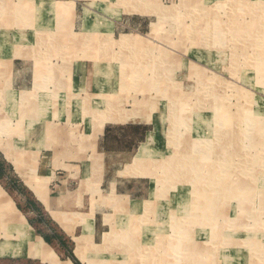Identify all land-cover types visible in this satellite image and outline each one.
Wrapping results in <instances>:
<instances>
[{
    "label": "rangeland",
    "instance_id": "1",
    "mask_svg": "<svg viewBox=\"0 0 264 264\" xmlns=\"http://www.w3.org/2000/svg\"><path fill=\"white\" fill-rule=\"evenodd\" d=\"M12 3L0 264H264V0ZM68 159L79 204L61 207L98 208L95 237L93 211L67 234L25 201L39 167Z\"/></svg>",
    "mask_w": 264,
    "mask_h": 264
},
{
    "label": "crops",
    "instance_id": "2",
    "mask_svg": "<svg viewBox=\"0 0 264 264\" xmlns=\"http://www.w3.org/2000/svg\"><path fill=\"white\" fill-rule=\"evenodd\" d=\"M28 2V1H26ZM15 6H13L12 0H0V20H1V16L3 15L5 16H10L11 10ZM2 22V20L0 21V23ZM6 25V22L3 20V23ZM4 25V26H5ZM2 26V25H1ZM3 49V47H1L0 45V51ZM2 54V53H1ZM2 56V55H0ZM115 116V115H114ZM103 120V119H102ZM101 120V121H102ZM129 120V118H124L121 119L120 117H112V119H105L104 121H102L103 123L105 122H114V121H120V122H124ZM100 122V121H99ZM105 132H107V130L105 129V126H103L101 132H100V141H101V148L99 149L101 152V155H105V152H107V150H105ZM151 140V136H148L146 139L147 144L150 142ZM63 153L66 155L68 152L67 150H64ZM107 154V153H106ZM98 153L95 155L97 156ZM88 157V155H87ZM74 161L73 160H64L62 163L60 164H51L47 163L46 166H41L39 167V171H41L43 173V176L41 177V179H37V177L35 178H30V183L32 184L30 190L32 192V195L35 197V200L33 199H26V203L29 204V202L32 204V206H36V204L40 203V205H42L43 210H45L46 212H48L52 218L54 219V221L59 224V226L67 233H73L74 232V228L76 226H79L81 229V234H82V225L80 223V219L81 217L88 215L89 213H91V211H93V217H92V234L95 237L96 236V216L97 213H99V209L94 207L92 204L88 203L87 205H85L84 207V211H82L81 213H76L74 211V209H76V207H61L62 205L67 206V203H74L77 202V204H79V194L76 193V189L75 190H69L67 188L66 185V181L71 178L69 173L73 170L75 171V164H73ZM76 163V162H75ZM36 169H34L35 171ZM25 171H30V169H26ZM40 182V185H38V183ZM26 184V183H25ZM54 186V188H56L55 191L51 190V186ZM27 185V184H26ZM37 186H41L43 187L42 190H37ZM32 200V201H31ZM38 200V202L36 201ZM76 215V216H74ZM74 216V217H73ZM101 224L104 225V223L102 222V217H101ZM41 238V237H40ZM42 241L47 245V242L41 238ZM74 253V250H73ZM75 255V253H74ZM76 256V255H75Z\"/></svg>",
    "mask_w": 264,
    "mask_h": 264
},
{
    "label": "bare ground",
    "instance_id": "3",
    "mask_svg": "<svg viewBox=\"0 0 264 264\" xmlns=\"http://www.w3.org/2000/svg\"><path fill=\"white\" fill-rule=\"evenodd\" d=\"M253 30H254V29H253ZM144 162H145V160L142 161L143 165L145 164ZM143 165H141V166L143 167ZM142 167H141V168H142ZM185 229H186V228H185ZM84 236H85V235H84ZM89 236H90V235H87L86 238H85V240H87V239L89 240ZM122 239H123V237H122ZM104 240H105V241H106V240L109 241L107 238H105ZM43 244H44V242L42 241V239H40L39 242H37L36 246L33 247V251L36 252V253L42 254V252H43L42 245H43ZM78 246H79V245H78ZM100 247H101V246H100ZM102 247H103V246H102ZM104 247H105V246H104ZM7 249H8V248H6V247H4V246H3V247L0 246V254L5 253V251H6ZM124 249H125V248H124ZM179 250H180V248H179ZM179 250H178V251H179ZM90 251H91V250H90ZM118 251H119V250H118ZM125 251H126V250H125ZM125 251H124V252H125ZM129 251H130V250H129ZM96 252H99V251H96ZM103 252H105V250H104ZM103 252L101 251V253H103ZM90 253H91V252H90ZM119 253H120V252H119ZM122 253H123V252H122ZM127 253H128V252H127ZM128 255H129V254H128ZM81 257H82V255H81ZM83 259H84V257H83ZM101 259H102V258L91 257L90 260L87 261V264H101ZM66 264H72V263L69 261V262H67Z\"/></svg>",
    "mask_w": 264,
    "mask_h": 264
},
{
    "label": "trees",
    "instance_id": "4",
    "mask_svg": "<svg viewBox=\"0 0 264 264\" xmlns=\"http://www.w3.org/2000/svg\"><path fill=\"white\" fill-rule=\"evenodd\" d=\"M127 128H131V129H135V130H136L138 127H136V125H128V126L122 127V129H127ZM45 239L47 240L48 238H45ZM45 239H44V240H45ZM46 240H45V241H46ZM47 241H48V240H47ZM70 257H71V259L73 260V263H74V264H80L76 259L73 258V256H70Z\"/></svg>",
    "mask_w": 264,
    "mask_h": 264
}]
</instances>
